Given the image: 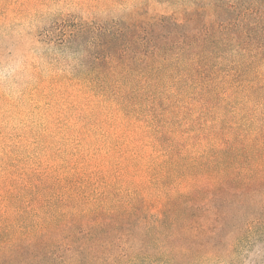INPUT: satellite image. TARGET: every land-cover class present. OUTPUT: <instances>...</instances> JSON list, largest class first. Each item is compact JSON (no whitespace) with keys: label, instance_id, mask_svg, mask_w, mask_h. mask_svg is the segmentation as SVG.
<instances>
[{"label":"trees","instance_id":"obj_1","mask_svg":"<svg viewBox=\"0 0 264 264\" xmlns=\"http://www.w3.org/2000/svg\"><path fill=\"white\" fill-rule=\"evenodd\" d=\"M136 1L45 28L57 79L91 107L78 132L101 127L113 168L2 161L0 264L149 263L156 236L264 227V0Z\"/></svg>","mask_w":264,"mask_h":264},{"label":"rangeland","instance_id":"obj_2","mask_svg":"<svg viewBox=\"0 0 264 264\" xmlns=\"http://www.w3.org/2000/svg\"><path fill=\"white\" fill-rule=\"evenodd\" d=\"M136 0H0V163L7 157L37 170L68 174L71 164L94 177L113 168L107 146L99 148L100 126L78 132L80 114L91 107L80 94L65 88L55 52L43 32L57 17L120 16ZM191 0H186L190 6ZM155 10L171 13L174 6L154 0ZM56 53V55H54ZM55 77V78H54ZM142 172L133 180L140 182ZM234 210H232L233 212ZM264 223V222H263ZM258 234H197L176 241L156 236L151 262L136 264H264V227ZM187 247L178 248L177 245ZM93 264H129L119 262Z\"/></svg>","mask_w":264,"mask_h":264}]
</instances>
